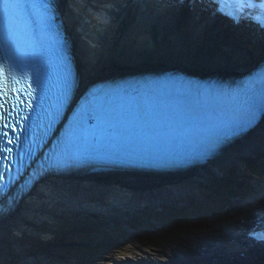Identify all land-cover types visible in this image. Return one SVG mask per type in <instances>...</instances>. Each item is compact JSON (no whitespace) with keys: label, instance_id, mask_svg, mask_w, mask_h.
Listing matches in <instances>:
<instances>
[{"label":"snow or ice","instance_id":"snow-or-ice-1","mask_svg":"<svg viewBox=\"0 0 264 264\" xmlns=\"http://www.w3.org/2000/svg\"><path fill=\"white\" fill-rule=\"evenodd\" d=\"M184 3V0H177ZM208 7L217 6L222 0H192ZM238 5L233 12L223 13L233 24L242 21L255 24L264 32V0H230ZM53 0H0V191L8 188L15 177L12 167L19 156L22 163L31 159L35 147H42L33 140V147L22 151V137L26 141L33 128L43 129L47 136L62 118L76 81L73 78L64 41L56 30ZM100 23L106 19L98 17ZM55 54V65L52 56ZM55 66V84L50 85ZM53 87L55 91L53 92ZM94 88L68 121L63 133L62 149L48 159L47 166L41 165L40 175L49 170L65 171L83 165L89 140L96 142L114 125L118 113L109 103L97 104ZM222 94L232 101L229 112L212 125L196 154L208 156L232 138L247 132L264 117V73H256L242 88L222 89ZM105 97L110 93H104ZM39 109V111H37ZM35 114V115H34ZM39 118V123L37 121ZM97 121L92 128H85L84 121ZM110 139L111 137H106ZM42 139V138H41ZM19 172V168H17ZM35 175V174H34ZM7 210L0 208V216ZM253 239L264 242V232L250 233ZM139 248V241H135Z\"/></svg>","mask_w":264,"mask_h":264},{"label":"bare ground","instance_id":"bare-ground-1","mask_svg":"<svg viewBox=\"0 0 264 264\" xmlns=\"http://www.w3.org/2000/svg\"><path fill=\"white\" fill-rule=\"evenodd\" d=\"M92 1L95 0H58L60 13L66 30L70 32V38L73 43L79 79L83 84L128 72L161 70L162 68L171 67L187 68L205 74L228 75L240 69L235 61L240 62L241 67H249L255 62L253 59L256 53L264 51L263 45L259 42L249 47L243 46V41L241 40L239 46L234 45L232 47V43L229 46L217 36L214 37L210 33L200 34L188 25L185 27L187 23L198 25L200 23L199 17H190L187 23L182 24V27H175L178 30L172 35H165L164 30H161V27H159V30L155 32L157 37L153 41L147 42L146 45L139 44L142 41L127 44L125 40L117 38L116 41L114 39H108L110 46H105L100 44L96 39V35L89 36L85 34L84 36L80 32L82 29L85 31L88 27V19L91 17L89 7ZM100 1L98 3L107 4L110 0H103L102 3ZM96 11L100 12L99 9H96ZM135 18H138L136 12ZM132 20L137 25L133 17ZM100 45H102V49L99 48ZM164 46L169 47L172 51H176L175 49L178 50V53H171V55L178 58L177 63L168 62L164 58L158 61L160 67H156V64L153 63V66L149 67L128 68L125 72H108L111 66L118 64L117 61L113 62V60H118L113 52L117 49L120 51V54L131 55L126 59L129 64H146ZM122 47L127 48V50L125 51ZM91 55L93 56L91 57ZM120 66L126 67L124 64ZM251 132L250 135L243 137L226 148L208 165L200 169L197 168V170L191 169L192 171L189 172L148 174L145 176L136 174L134 175L135 178L128 182H123L118 177L104 174L72 178L66 177L64 180L61 178L58 180L50 179L46 184L47 186H40L42 189H36L35 192L23 200L15 214L13 213L7 217L3 216V220L0 221V248L1 246L4 248L7 242L16 243L19 236L17 232L27 231V228L23 225V221L28 218L35 220L36 216H39L41 207L44 205L51 206L54 202L63 201L67 205L80 208L81 206H90L115 209L120 206H129L131 208L135 206L139 207L140 205H151L153 201L162 200L164 197H174L184 194V192L189 190L191 185L206 175L215 174L225 164L229 162L239 163L243 157L253 155L261 149L264 150V118ZM257 187L262 188L263 191L261 189L259 191L264 193V185H257ZM91 197L96 198L97 201L91 202ZM98 197L100 199H97ZM119 212L120 209L115 213L118 214ZM148 215H150V212H148ZM140 220L144 221V219ZM149 220L151 221L152 219L149 218ZM82 221L78 219L75 222ZM215 223L212 221L211 226ZM214 229L215 226L212 230L209 229L207 233H202L201 236L206 237L211 232L214 233ZM218 234L221 236L218 239H222V236L225 235ZM160 247L162 251L167 249L176 252V255L160 254L167 258L179 260L184 257H189V248H184L185 245H160ZM205 252V248H199L198 255L204 254ZM195 257L197 256L191 257V263L195 260ZM212 258L207 264H213L212 262H215Z\"/></svg>","mask_w":264,"mask_h":264},{"label":"rangeland","instance_id":"rangeland-1","mask_svg":"<svg viewBox=\"0 0 264 264\" xmlns=\"http://www.w3.org/2000/svg\"><path fill=\"white\" fill-rule=\"evenodd\" d=\"M82 33V31L80 30ZM159 46V45H157ZM161 47V46H160ZM123 48V47H122ZM125 51L127 48H123ZM176 51L170 50L169 47L164 46L158 51V54L155 55L154 58H152L150 61H148L146 64L142 63H134L129 64L127 62V58H129L131 55H125L120 54V51L117 49L114 52L116 59L113 60V62L117 61L118 64L116 66H111L108 72H122L126 71L128 68H142V67H149L153 66L152 64L155 63L156 67H160V61L161 59H166L168 62L171 63H177L178 58L171 55V53L175 54L178 53V50ZM93 55H91L92 57ZM124 64L126 67H121L120 65ZM128 64V66H127ZM155 67V66H154ZM261 151V152H260ZM264 153V150L261 149L257 151L255 154L250 155L249 157H244L245 160H249L252 157L253 158H260V154ZM241 161V160H240ZM239 163L232 164L231 168H227V172L234 171L239 165ZM238 165V166H236ZM231 166V165H228ZM227 166V167H228ZM264 168V159L261 161L259 165L260 169V178L256 174L251 175L246 168H241L242 171L247 177H240L239 181L236 180H230L231 183L230 186H235V192H238L240 195L235 198H225V201H223L222 198H214L213 200L217 199L219 204L215 206L213 204V200H209V196L216 195V192L219 191L221 187H224L226 185L225 182H221L220 185L214 186L212 190L204 191L209 188V184L213 181V177L216 176L217 179L223 180L221 177V172L217 173V175H209L211 176L210 179H208V176H204L201 180L203 181L200 185L196 183L191 190H187L186 196L181 197L180 199L176 200L177 202L176 206L179 205H185L187 203H191L197 206L196 208H202V212H196L194 213L191 218L186 219H180L173 221L172 223L166 224V222L170 219L168 217L169 213H166L168 211V208L164 210L162 214H159L160 211L158 208V205L156 204V207H151L149 209H145L144 211L139 213L137 211H134L132 208H126L123 206H120L119 208H110V207H90V206H81L77 209H82L83 212L81 215L85 219H91L92 221H89L90 224L94 223L97 225L96 228L90 226L91 230H86L85 232L79 233L81 237L86 238V240H93L92 244L100 242L101 245H98V247L102 248H96L97 252L95 251V245L89 246V245H62L61 246H55V249L61 248L65 249L66 252L61 251L63 255H58L57 252L53 251L54 253H42L41 246L42 245H31V235L34 234V228L27 220H30V218L23 221V225L27 228V231H22V233H18L19 238L16 241V243H6L5 247L0 248V264H81L82 261L88 260V258H91L94 253L97 255L95 258H98L96 261V264H118L117 260H124V262H134L138 260L141 256L145 255L150 258H153L155 260H158L160 257L159 253H155L153 251L158 252V250L161 249L159 244L166 245L168 243H174L176 241L184 242L183 239L190 240L194 237V235H200L201 232L207 231L208 229H212V227L215 225L216 228L219 227V224L223 220L225 223V220L230 221V217H234L233 214L236 215L238 213V216L240 219H243L244 215L248 213L246 210L242 209V212L239 211V204L241 207L244 206V203L251 202V201H258L257 197L261 196L263 192L256 191V186L264 185V172H262V169ZM225 181H229L228 177ZM236 182V184H235ZM197 186V187H196ZM252 189V190H250ZM262 190V188H259ZM263 191V190H262ZM185 193V192H184ZM212 193V194H211ZM183 194H181L182 196ZM228 194L226 193V197ZM177 197V196H174ZM94 198V197H91ZM90 198V201L92 199ZM172 198V197H171ZM238 199H241L238 202ZM96 200V198H95ZM170 200H166L165 204L169 205ZM173 201V200H172ZM96 202V201H93ZM227 202V206L223 211H220L219 209L221 207L224 208V205ZM194 205L192 207H187V209L183 210V213H191L195 211ZM220 205V206H219ZM141 206V205H140ZM162 206V205H160ZM200 206V207H199ZM76 207V206H74ZM234 207V208H233ZM235 207H238L235 209ZM120 209V212L116 214L115 212ZM101 212V213H95L92 214L91 212ZM148 212L153 213L155 217H158L160 220L158 221H150V216L148 215ZM75 213L72 211L70 214ZM187 213V215H188ZM123 214V215H120ZM132 215H135V218L132 221L133 217ZM160 215V216H157ZM153 216V218H155ZM144 219V221H141L140 219ZM76 220L79 218L75 217ZM84 221V220H83ZM133 227H137L136 230L129 229L127 223ZM212 221L216 222L211 226ZM238 220L230 221L231 223L237 222ZM144 223H150L149 226H142ZM141 225V226H140ZM104 226H107V228L104 229ZM116 229L118 231H116ZM226 230V229H225ZM29 231V232H28ZM28 232V233H24ZM220 232V231H219ZM107 235L112 237H116L119 240H114L120 243V245H105L107 241ZM201 236V235H200ZM103 237L102 239H100ZM198 242H202L199 238H194ZM135 241H139V248L137 247V244ZM186 244V243H184ZM70 246V247H69ZM116 246V247H115ZM192 245H185L184 248L190 247ZM66 247V248H65ZM65 253V254H64ZM163 259V258H162ZM89 264H95V262L88 261ZM123 263V262H122ZM121 264V263H120Z\"/></svg>","mask_w":264,"mask_h":264}]
</instances>
